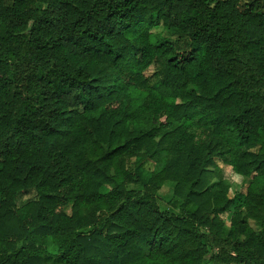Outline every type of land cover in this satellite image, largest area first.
<instances>
[{
	"label": "trees",
	"instance_id": "16d2710c",
	"mask_svg": "<svg viewBox=\"0 0 264 264\" xmlns=\"http://www.w3.org/2000/svg\"><path fill=\"white\" fill-rule=\"evenodd\" d=\"M0 264H264V0H0Z\"/></svg>",
	"mask_w": 264,
	"mask_h": 264
},
{
	"label": "rangeland",
	"instance_id": "374dc122",
	"mask_svg": "<svg viewBox=\"0 0 264 264\" xmlns=\"http://www.w3.org/2000/svg\"><path fill=\"white\" fill-rule=\"evenodd\" d=\"M220 166H222V168L224 169V174H225V178L226 181L230 184V195L231 196H237L240 194L241 191L244 190L245 185H246V180H242L241 177L235 175L233 173V171L231 170L230 167L228 166H223L220 163ZM149 177V174L147 172H145L142 175V181L143 183H145L147 181ZM34 192L33 191H29L27 194L23 195V200H27L28 198H32L34 196ZM173 184L171 183H164L161 188L160 191L158 192V203L160 205L161 208L163 209H173L174 205H173ZM222 216L226 219L227 221V214L224 213L222 214Z\"/></svg>",
	"mask_w": 264,
	"mask_h": 264
}]
</instances>
